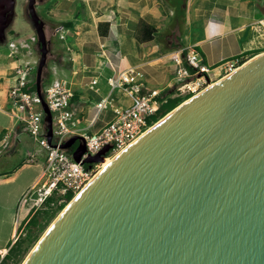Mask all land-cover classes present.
<instances>
[{
    "label": "water",
    "instance_id": "obj_1",
    "mask_svg": "<svg viewBox=\"0 0 264 264\" xmlns=\"http://www.w3.org/2000/svg\"><path fill=\"white\" fill-rule=\"evenodd\" d=\"M15 6L0 0V44ZM37 6L28 0L42 93L50 40ZM44 107L51 140L52 114ZM63 148L81 161L84 136ZM110 148L83 162L102 163ZM22 264H264V51L113 156Z\"/></svg>",
    "mask_w": 264,
    "mask_h": 264
},
{
    "label": "crops",
    "instance_id": "obj_2",
    "mask_svg": "<svg viewBox=\"0 0 264 264\" xmlns=\"http://www.w3.org/2000/svg\"><path fill=\"white\" fill-rule=\"evenodd\" d=\"M39 5L49 15L42 16L50 40L47 82L54 78L51 69L55 66L73 91L81 133L99 131L114 117V107L130 103L123 90L112 92L107 81L120 70L140 69L151 89L166 90L169 95L174 84L172 56L183 47L197 48L211 68L228 58L241 54L250 58L264 51V0H188L182 30L165 0H43ZM177 41L184 46L169 49ZM6 61L0 62V111L12 120L9 51ZM94 78H98V90L91 87ZM107 97L112 98L111 103L100 106ZM7 128L0 123V135ZM25 148L27 155L40 152Z\"/></svg>",
    "mask_w": 264,
    "mask_h": 264
},
{
    "label": "built area",
    "instance_id": "obj_3",
    "mask_svg": "<svg viewBox=\"0 0 264 264\" xmlns=\"http://www.w3.org/2000/svg\"><path fill=\"white\" fill-rule=\"evenodd\" d=\"M60 37L65 38V34L61 33ZM6 46L12 58L11 83L8 88L9 109L17 121L25 126L33 141L46 153L42 175L23 196V200L27 202L36 197V193L40 197L39 202L29 205V211L57 207L67 201L66 195L69 192L76 196L101 167V163L88 166L83 159L97 154L107 145L111 146L108 157L128 147L157 122L153 117L168 97L166 90L151 89L140 69L130 67L120 70L115 75L108 76L107 81L112 92L123 90L130 98V103L114 107V117L99 131L93 134L81 133L73 108V91L67 81L58 76L55 66L51 69L54 78L45 86L42 85V93L37 88H31L36 81L39 61L36 56L37 34H31L28 38L7 39ZM248 59L238 55L211 68L204 63L202 54L196 49L189 50L186 57L182 56V50L175 52L172 61L175 65L173 88L177 91L176 96L198 94L214 82L215 77L223 78L231 74ZM215 69L217 71L213 72ZM97 83L98 78H94L91 87L98 90ZM111 101L110 97L103 98L100 106L110 104ZM44 103L52 114L51 140L48 138ZM77 134L84 136L86 145V152L79 162L70 149L63 148V144ZM8 141L9 135L5 134L0 155ZM30 155L34 157L36 154ZM51 197L54 198L53 201L47 203Z\"/></svg>",
    "mask_w": 264,
    "mask_h": 264
},
{
    "label": "rangeland",
    "instance_id": "obj_4",
    "mask_svg": "<svg viewBox=\"0 0 264 264\" xmlns=\"http://www.w3.org/2000/svg\"><path fill=\"white\" fill-rule=\"evenodd\" d=\"M39 4L40 2L37 6L39 14L48 17L47 10H42L43 8ZM27 6L28 0H16L14 18L12 24L7 29V39L28 38L31 34H35V30L28 17ZM174 39L176 40L177 38ZM178 43L177 41V44ZM6 48V42L5 44H0V62H3V64L7 62L6 53L8 51ZM36 56H40L38 50L36 51ZM44 73L48 75V71H44ZM219 79L221 78L217 76L213 81H218ZM2 83L3 86L6 87L8 80L5 75L2 79ZM176 93L177 91L174 90L171 95L176 96ZM15 121H17L16 118L11 120L9 115L0 111V123L2 127H8L0 135V147L3 144L4 135H9V143L0 155V263L7 253L9 242L14 243L17 239H25L28 250L18 263L22 264L44 232L64 208L47 224L45 230L39 232L36 239L30 241V236L37 232V228L35 226H30L26 218L31 211H36L35 209L29 211V205L39 202L40 197H38L36 193V197L27 202L25 199L23 200V196L29 191L38 176L44 171L46 153L45 150L29 136L25 126ZM14 125L17 126L14 127V129H10ZM24 145L28 147L29 150H32L31 152L33 153L36 149H39L40 152L34 157H31L30 152L28 155L26 154L27 151ZM8 177H10V180L6 181L5 178Z\"/></svg>",
    "mask_w": 264,
    "mask_h": 264
},
{
    "label": "trees",
    "instance_id": "obj_5",
    "mask_svg": "<svg viewBox=\"0 0 264 264\" xmlns=\"http://www.w3.org/2000/svg\"><path fill=\"white\" fill-rule=\"evenodd\" d=\"M166 3L172 7L175 11V22L179 26L180 30L183 29V25L186 22V16H187V2L188 0H165ZM67 25H71V22L66 23ZM184 45L182 42H179L178 44L174 43L171 45V48L169 49H177L182 48ZM198 50L197 48H195ZM189 52V49L187 47L182 48V56L186 57ZM240 56L247 57V54H241ZM253 57V56H251ZM250 57V58H251ZM190 70H193V68L189 65H187ZM49 70V66L47 63L45 71ZM48 76L44 73V82L43 86L47 83ZM31 88H37L36 81H34L31 85ZM174 88L169 90V95L167 97V100L161 104V106L158 109L157 114L153 117L155 121H158L162 117H164L166 114H168L170 111H172L174 108H176L179 104L187 100L192 96V94H188L186 96H172ZM74 99V98H73ZM72 151V150H71ZM109 154V153H108ZM89 166V164H88ZM67 201L63 204L58 205L57 207H50L49 209H38L36 211H31L29 213L28 217L26 218L27 223L30 226H35L37 228V232L34 235L30 236V241L34 240L38 237L39 232L46 229L47 224L55 217V215L65 208L69 201L72 200L74 197V193L69 192L67 195ZM54 198H50L47 203H50V201H53ZM67 204V205H66ZM66 205V206H65ZM7 253L4 255V257L1 260L0 264H18L20 260L23 258L24 254L28 250V245H26L25 239H17L14 243L9 242L7 246Z\"/></svg>",
    "mask_w": 264,
    "mask_h": 264
},
{
    "label": "bare ground",
    "instance_id": "obj_6",
    "mask_svg": "<svg viewBox=\"0 0 264 264\" xmlns=\"http://www.w3.org/2000/svg\"><path fill=\"white\" fill-rule=\"evenodd\" d=\"M215 82H216V81L212 82V83L209 84L207 87L213 85ZM207 87H206V88H207ZM118 153H119V152H118ZM116 154H117V153H116ZM116 154H115V155H116ZM115 155H114V156H115ZM112 158H113V156H109V157H107V158L101 163V167H100L99 171H100L102 168H104L105 166H107V165L111 162ZM99 171H98V172H99ZM78 194H79V193H78ZM2 251H3V250H2Z\"/></svg>",
    "mask_w": 264,
    "mask_h": 264
},
{
    "label": "flooded vegetation",
    "instance_id": "obj_7",
    "mask_svg": "<svg viewBox=\"0 0 264 264\" xmlns=\"http://www.w3.org/2000/svg\"><path fill=\"white\" fill-rule=\"evenodd\" d=\"M41 1H43V0H38V3ZM78 143H79V140H76L75 143L72 145V148L75 149L77 147Z\"/></svg>",
    "mask_w": 264,
    "mask_h": 264
}]
</instances>
